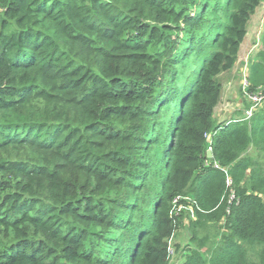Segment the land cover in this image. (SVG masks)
I'll list each match as a JSON object with an SVG mask.
<instances>
[{
  "label": "trees",
  "instance_id": "obj_1",
  "mask_svg": "<svg viewBox=\"0 0 264 264\" xmlns=\"http://www.w3.org/2000/svg\"><path fill=\"white\" fill-rule=\"evenodd\" d=\"M262 1L0 0V264H170L186 220L177 264H264V115L213 117Z\"/></svg>",
  "mask_w": 264,
  "mask_h": 264
},
{
  "label": "rangeland",
  "instance_id": "obj_2",
  "mask_svg": "<svg viewBox=\"0 0 264 264\" xmlns=\"http://www.w3.org/2000/svg\"><path fill=\"white\" fill-rule=\"evenodd\" d=\"M262 18H264V15L261 13L259 14L258 12L255 11V13L252 15V17L250 18V23L252 27H255V25H253V22H256V26L259 24V22H262ZM264 22V21H263ZM261 24V23H260ZM259 24V26H260ZM258 26V27H259ZM260 28V27H259ZM254 45V46H253ZM252 48V56L257 59V55L262 52V47H261V40L259 42H255L250 44L248 50ZM246 61V60H245ZM248 61L249 58H248ZM248 68V67H247ZM243 69V68H242ZM222 75V74H221ZM220 75V76H221ZM242 73L240 74V76H236L235 80L231 81L229 85L231 86H224V89L222 88V77L218 78V81L221 85V95H220V100H219V104L218 107L216 108V110H214L213 113V117L217 122H224L225 120H223L224 118H229L230 115L229 114H225V111L223 110V108H227V107H233L234 108V104L232 103L230 105H228V103L226 102V100L229 98V89L232 91V89L235 91V94L237 95V97L241 100H244V94H242ZM234 97V94H233ZM229 102H232V99L228 100ZM264 105V104H263ZM239 108L241 109V113H243L244 109L247 107L245 101L242 102L241 105H238ZM221 116V117H220ZM222 119V121H221ZM233 200V199H231ZM264 201V198H263ZM185 204H187L184 207H181L179 209V211H190L191 209V203L189 201H185ZM188 219V218H186ZM188 222V220H186ZM183 223V225H181V227H179V229L176 231L175 235L173 236L172 239H170L169 241V251L171 252V263L170 264H177L178 262H182V257L184 256L185 252H182L183 249L185 248H194L196 247V242L192 243L191 238L193 237V235L195 234L196 237L198 239H202L204 237H209L210 240H212L214 237L218 236L219 231H220V227H217L216 225H210L208 228L204 229V230H192L190 228H188V225ZM222 223V222H221ZM176 246L179 247L180 253L176 252ZM206 251V249H205ZM204 251V252H205Z\"/></svg>",
  "mask_w": 264,
  "mask_h": 264
},
{
  "label": "crops",
  "instance_id": "obj_3",
  "mask_svg": "<svg viewBox=\"0 0 264 264\" xmlns=\"http://www.w3.org/2000/svg\"><path fill=\"white\" fill-rule=\"evenodd\" d=\"M256 12H258L259 14L262 13L264 15V5L262 3L256 9ZM262 19H263L262 22H259V24L261 23L260 26H259V24L256 26V22L252 23L253 25H255V27H252L251 23L249 21V23L247 25V33H246V36H245V38H244V40H243V42H242V44L240 46L238 59H237V62L235 64V66L233 67L232 70H230V71H228L226 73H223L221 76H219V77H222V88L223 89H224V86H228L231 81L235 80L236 76H240V74L243 71L242 68H244L245 63L247 64L248 72H249V69L251 68V65L254 62L257 61V59H255L252 56V52H253L252 48H253L254 45L249 50H248V48H249L250 44L255 43V42L257 43L260 40H262V37L264 35V22H263L264 18H262ZM248 58H249L250 61H248ZM229 86H231V85H229ZM228 94H229L228 95L229 98L226 100L228 105H230L232 103H235V104H234V108L233 107L223 108V110L225 111V114H229L230 115L229 118H224L223 119V120H225L224 122L228 123L229 121L230 122L231 121L234 122V121L239 120V119H244L243 118V116H244L243 114L247 110V108L249 107V104L246 101L245 97H244V100H242V99L240 100L237 97V95L235 94V91L233 89H232V91L229 89ZM233 94H234V97H233ZM230 99H232V102L228 101ZM243 101H245L247 107L244 109L243 113H241L240 112L241 109L239 108L238 105H241ZM217 107H218V105H217ZM216 108H215V110H216ZM260 111H262L261 115H264V105H262L257 111H255V113H259ZM221 121H222V119H221ZM246 155L250 156L252 158L259 157L260 162H262L264 164V153H259V151H257V149L254 148L253 146L249 147L248 152H247ZM263 198H264V195H262V199Z\"/></svg>",
  "mask_w": 264,
  "mask_h": 264
},
{
  "label": "built area",
  "instance_id": "obj_4",
  "mask_svg": "<svg viewBox=\"0 0 264 264\" xmlns=\"http://www.w3.org/2000/svg\"><path fill=\"white\" fill-rule=\"evenodd\" d=\"M262 4L264 5V0L262 1ZM242 92L244 94V97L246 101L249 104V107L247 110L244 112V119H249L251 118L255 111H257L263 104H264V90H255V91H250V82H249V72L247 68V64L245 63L243 71H242ZM207 152H211V148H207ZM228 185H231V180L228 179L227 181ZM231 199H233V192L231 193ZM170 252V251H169ZM171 254V252H170Z\"/></svg>",
  "mask_w": 264,
  "mask_h": 264
},
{
  "label": "water",
  "instance_id": "obj_5",
  "mask_svg": "<svg viewBox=\"0 0 264 264\" xmlns=\"http://www.w3.org/2000/svg\"><path fill=\"white\" fill-rule=\"evenodd\" d=\"M207 156H208L209 158H211V157H212L211 152H207Z\"/></svg>",
  "mask_w": 264,
  "mask_h": 264
}]
</instances>
